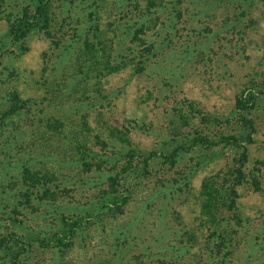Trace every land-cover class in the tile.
I'll return each mask as SVG.
<instances>
[{
  "label": "rangeland",
  "instance_id": "rangeland-1",
  "mask_svg": "<svg viewBox=\"0 0 264 264\" xmlns=\"http://www.w3.org/2000/svg\"><path fill=\"white\" fill-rule=\"evenodd\" d=\"M50 1L49 25L22 45L10 24L33 14L35 0L1 3L0 114L12 92L26 102L0 129V234L20 251L6 264H264V94L247 150L225 142L179 149L197 132L247 137L235 101L264 85V0H156L146 19V1L140 9L130 0ZM84 149L100 168L78 162ZM245 150L238 206L217 216L224 241L200 189L214 175L229 178ZM133 157L130 174L111 185ZM26 162L53 174L46 184L57 201L25 202ZM111 192L126 200L102 210ZM84 207L96 213L71 245L40 243Z\"/></svg>",
  "mask_w": 264,
  "mask_h": 264
},
{
  "label": "trees",
  "instance_id": "trees-1",
  "mask_svg": "<svg viewBox=\"0 0 264 264\" xmlns=\"http://www.w3.org/2000/svg\"><path fill=\"white\" fill-rule=\"evenodd\" d=\"M132 2H135L136 6L140 9L141 5L146 1V13L144 12L143 16L146 19L150 13L152 14L151 8L156 7L158 5H161V2L157 4L158 2L156 0H130ZM50 0H35L36 9L35 12L31 15L28 14V12H25L21 18H19L18 21H14L10 24V33L13 36L14 41L20 43V45L23 44V41L28 36V34L33 31L34 29L41 28H47L50 21ZM2 0H0V16H1V8H2ZM1 19V17H0ZM102 49L106 48L103 46ZM109 65L108 72H115L118 71L119 68L115 65ZM142 67H140L141 70ZM107 69V68H106ZM264 94V85L259 86L258 84H251L247 88L242 89L237 95H236V101H235V110L237 112V115L240 116L239 123L241 124V127L243 128L244 132L248 133L247 137L244 138L242 135H237L234 133H231L229 135L221 134L219 139L215 140L210 139L208 135L202 134V133H196L189 139V147H186L185 145L179 147L181 150H188L191 148H208L211 149L213 147H216L218 143L225 142L226 144L242 148L247 146L246 143H250L252 141V133L251 131L255 130V125L250 118L251 114L253 113L254 109L258 105L260 101L261 95ZM11 99L10 104L8 108H5L1 111L0 114V129L3 128L1 126L2 121H6L7 118H10L16 114H18L22 109L26 108V102L21 100L20 96L16 92H12L10 94ZM1 110V108H0ZM59 123V122H58ZM3 125L5 126L6 123L3 122ZM51 126V125H50ZM56 126L58 127L59 124L56 123ZM3 130V129H1ZM114 131H120V128L115 127ZM245 144V145H244ZM134 154L137 152L135 149H130ZM246 150L241 153L238 161L240 162V167L235 168L233 170V173L229 176V178L226 177V174H224V177L222 179H219V176H212L207 178L201 186L200 189V199H201V207L204 214L209 216V218L213 221L212 224L213 227L216 229L214 231H217L219 234V238L226 240V236L223 232V230L220 228L222 225V222L217 219L218 213L223 208H228L229 210H235L238 206V187L244 184V181L246 179V170H245V164L248 162V156L246 153ZM141 153H143L142 150H140ZM179 150L177 148L174 150V152L170 153L171 156H175ZM139 152V151H138ZM130 153V152H129ZM155 153V152H153ZM152 155V154H151ZM150 155V156H151ZM99 155L93 152H86V149L82 151V158L78 160V162L82 163L84 167L87 170L92 169L93 167H99L100 163L97 159ZM143 154H141V157ZM102 158V157H101ZM147 155H144L143 161L144 166L143 168L146 170L149 165V159ZM133 160L127 161L120 169H118L114 174L109 176V180L112 182L111 185L114 186V184L119 182L120 178H125L127 175L130 174L132 165L134 164L135 157L132 158ZM101 162H104L103 160ZM29 165L24 164L23 168V175H22V184L24 192L22 194L25 202L29 203L32 199L35 200H41V201H57L58 197L53 190L46 184V180H52V175L49 174V172H45L43 175V172L41 170L34 169L33 166H31V162H26ZM102 165V163H101ZM42 172V176L41 173ZM36 193L37 196H36ZM119 194L117 195L115 192L108 193L106 196H104L100 201V208L102 210L107 209L110 211L113 209L112 207L119 208L121 206V203L124 202L126 199H120L118 198ZM34 197V198H32ZM2 204L0 203V206ZM82 211L79 212L74 217L68 218L66 221V225L61 226L59 229L55 230L52 235H48L42 240H39L40 243L45 245H52L53 247L59 248L60 251H63V249L67 248L69 245H71V238L74 237L83 227L87 219L92 217L94 215L95 209L93 207H84L81 208ZM12 211H14V208H12ZM11 224L17 227L18 229L23 228L21 221H17L16 219L10 220ZM13 235H16L15 239L17 242L21 241L25 244V235L23 234H16L11 233ZM11 239V238H10ZM5 235L0 234V249L3 250L6 256H3L2 260H0V264H6L4 259H7V257L11 259H18L20 256L19 250H16L15 247H10V240ZM46 241H45V240ZM221 244L224 246L226 243L221 242ZM216 247H218L216 245ZM218 249H220L218 247ZM218 254V253H217ZM223 261V260H222ZM216 263V262H215ZM217 263H221L217 261ZM216 263V264H217Z\"/></svg>",
  "mask_w": 264,
  "mask_h": 264
}]
</instances>
